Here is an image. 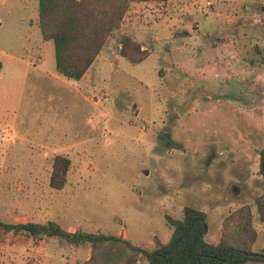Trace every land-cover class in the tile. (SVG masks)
Masks as SVG:
<instances>
[{
    "label": "rangeland",
    "instance_id": "374dc122",
    "mask_svg": "<svg viewBox=\"0 0 264 264\" xmlns=\"http://www.w3.org/2000/svg\"><path fill=\"white\" fill-rule=\"evenodd\" d=\"M178 1L169 11L136 6L126 15L121 32L148 45L145 61L122 57L117 33L71 80L57 72L54 41L42 37L38 0H0V219L56 221L152 248L154 236L169 243L167 216L181 218L186 205L207 213L205 239L217 242L228 212L249 203L254 250L264 251L255 203L264 190V82L251 87L239 76L258 44L250 35L264 46L254 23L264 25V10L255 11L264 0L237 10L249 23L237 47L223 42L225 2L183 0L190 16H180ZM232 62L239 66L227 80ZM57 154L71 159L60 190L50 186ZM90 251L89 243L36 244L0 229V264H85Z\"/></svg>",
    "mask_w": 264,
    "mask_h": 264
},
{
    "label": "trees",
    "instance_id": "16d2710c",
    "mask_svg": "<svg viewBox=\"0 0 264 264\" xmlns=\"http://www.w3.org/2000/svg\"><path fill=\"white\" fill-rule=\"evenodd\" d=\"M167 0H38V25L43 39L53 40L56 69L71 80L82 79L108 41L118 34L119 53L133 64L143 62L150 50L131 35L121 32L133 3ZM264 67V54H262ZM264 149L261 173L264 180ZM71 159L62 154L54 157L50 176L53 189H63L68 181ZM259 218L264 221V190L255 199ZM172 236L164 243L154 236L152 248L134 244L123 235L102 231H74L56 221L45 223L5 222L0 229L26 233L38 244L47 237H61L72 245L89 243L90 256L85 264H247L264 262V251L254 250L258 230L254 224L253 205L246 203L231 209L223 220L217 242L205 239L207 213L186 205L181 218L167 216ZM207 227V230H206Z\"/></svg>",
    "mask_w": 264,
    "mask_h": 264
},
{
    "label": "crops",
    "instance_id": "0c3cea01",
    "mask_svg": "<svg viewBox=\"0 0 264 264\" xmlns=\"http://www.w3.org/2000/svg\"><path fill=\"white\" fill-rule=\"evenodd\" d=\"M176 1L178 0H167L166 2H141V3H133L131 8H135L136 6L138 7H150V8H160V9H165L164 7L166 6V10H172V4H174ZM185 1V0H184ZM183 0H179V5H180V11H181V15L180 16H190L188 13V9L185 5V3L181 4V2H184ZM210 2H212V4L210 6H213V1L209 0ZM223 2H225V6H227V11H228V19H227V39H225V41H223V37L220 38V40L218 41V43L220 42H224L227 44L232 43L234 45V47L238 46V43L242 42L243 39H246L248 36L247 28L249 27V23L246 20V17H243L244 15L241 14L240 16H238L236 14L237 10H239V13H242L243 11H247L248 10V6L246 4H242L245 2V0H222ZM167 10V11H169ZM259 10H264V7L262 5H257L255 11H257V14L259 15L260 12ZM197 11H200L199 8H197ZM151 12H155V10L153 9ZM222 13L219 12V15H221ZM163 15V14H160ZM156 17V16H155ZM160 17V16H158ZM239 19V20H237ZM191 23V22H189ZM256 24V26L261 27L260 29L263 30L264 33V25H258V23L254 22ZM197 26V25H196ZM181 34H187V32L185 30H181ZM226 34V33H225ZM250 39L252 40H256L258 41L256 46L251 45L250 48L247 49L248 53L247 56H249V60L246 62L247 64H244V68L241 69L239 76L241 77L242 80L247 81L250 86L252 87L253 84H260L259 82H264V67H263V63H262V54H264V46L259 44V37H255V35H250ZM144 48L149 49L148 45L145 43V46L143 44ZM150 50V49H149ZM228 50H231L230 48H228ZM246 51V52H247ZM150 55H151V50H150ZM149 55V56H150ZM148 56V57H149ZM123 57V56H122ZM147 57V58H148ZM146 58V59H147ZM145 59V60H146ZM144 60V61H145ZM217 61V60H215ZM214 61V62H215ZM232 65H229V67L227 68V80H229L230 76L231 77H235L234 73L235 71H237V67L239 65H237V67L235 68V70H233L235 67V64H237V62H232ZM209 65V63H208ZM251 87H249L248 92L255 94L254 89H252ZM254 91V92H253ZM257 250V249H256ZM258 251V250H257ZM90 256V253H89ZM89 256L86 258V260L89 258Z\"/></svg>",
    "mask_w": 264,
    "mask_h": 264
},
{
    "label": "built area",
    "instance_id": "2783aa9c",
    "mask_svg": "<svg viewBox=\"0 0 264 264\" xmlns=\"http://www.w3.org/2000/svg\"><path fill=\"white\" fill-rule=\"evenodd\" d=\"M211 4H212V2L208 1V5H211ZM261 21H263V20H261Z\"/></svg>",
    "mask_w": 264,
    "mask_h": 264
},
{
    "label": "water",
    "instance_id": "95a60500",
    "mask_svg": "<svg viewBox=\"0 0 264 264\" xmlns=\"http://www.w3.org/2000/svg\"><path fill=\"white\" fill-rule=\"evenodd\" d=\"M263 162H264V160H263ZM206 230H207V227H206Z\"/></svg>",
    "mask_w": 264,
    "mask_h": 264
}]
</instances>
